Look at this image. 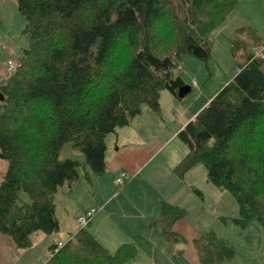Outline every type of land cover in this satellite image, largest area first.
Segmentation results:
<instances>
[{
	"label": "trees",
	"instance_id": "1",
	"mask_svg": "<svg viewBox=\"0 0 264 264\" xmlns=\"http://www.w3.org/2000/svg\"><path fill=\"white\" fill-rule=\"evenodd\" d=\"M238 1L18 0L27 46L16 72L0 80V153L8 163L0 182V232L15 247L31 248L37 231L61 229L56 194L77 183L86 166L105 173L108 135L144 105L160 112L163 90L180 98L187 85L175 73L180 58L209 60L212 35ZM237 34L245 36L243 44ZM231 40L233 55L248 53L246 62L178 132L188 152L174 172L184 179L204 164L209 181L236 198L234 221L264 227V60L253 58L264 36L245 22ZM68 142L84 162L63 157ZM187 215L186 208L162 201L155 225L176 242L184 237L173 227ZM62 243L48 248L44 264H126L138 252L134 243L110 251L88 226ZM193 245L201 264H220L236 253L213 230Z\"/></svg>",
	"mask_w": 264,
	"mask_h": 264
},
{
	"label": "rangeland",
	"instance_id": "2",
	"mask_svg": "<svg viewBox=\"0 0 264 264\" xmlns=\"http://www.w3.org/2000/svg\"><path fill=\"white\" fill-rule=\"evenodd\" d=\"M0 19L3 20L0 24V33L6 31L7 28L11 29L10 35L5 33H1L0 35V45H2L0 53L4 48L8 49L13 42L16 45V54L13 57H21L23 49L27 46L23 15L11 1L0 0ZM224 24L225 22L218 30ZM229 28L231 26L227 23L223 29H220L216 34H214L215 32L213 33L211 39L213 41V52L209 60H200L188 54L180 58V68L178 67L175 73L176 75H180L188 86L192 87V92L184 98H177L168 90L162 91L160 100L162 113L156 115L154 122L151 120L147 121L152 123L155 128V132L153 133L154 140L158 141V143L167 142V148L162 155L145 165L141 176L138 178L141 184L144 182L143 180H147L157 190L160 182L169 177L170 173L168 169L170 163L175 161L178 153L186 155L188 151L186 145L178 137V132L206 106L205 104L200 108L205 101V92L210 95L230 75L232 69L237 72L240 69L239 66L246 62L248 53L245 55V53H241L242 51L237 50L238 55L235 57L232 55V40L230 41L228 36H234L235 26L228 30ZM244 37V35L237 34L236 38H234L239 44H243ZM240 49L243 48L240 47ZM143 109L151 110L147 105H144ZM139 128L140 126L137 125L133 129H125L121 135L120 143L122 145L119 147L115 144L116 135L114 133L107 136V167L101 177L102 179L95 183L97 186L96 195L93 196L92 194L95 184H89L86 187L87 185L85 184L87 183H83L78 188L76 196L83 194L88 199L89 205L96 206L95 202L97 200L99 201L102 196L107 195L114 189L112 183H115L116 189L120 188L116 184V177L123 171H126L127 176L129 175L128 172L132 173L131 167L135 162L133 159L135 148L132 147L131 142L127 143V140L136 137V131ZM64 147L68 148L69 152L67 153L74 157V154H77L75 152L79 150L74 147L72 142L66 143ZM120 152L127 155L125 163L124 161L119 162L117 159V154ZM81 155L83 158L85 157L83 153ZM84 175L85 169L83 168L81 169V178H84ZM182 182L188 188L181 191L183 195L181 203L189 210L188 218L194 221L197 227L203 231L205 228H207L205 231L213 230L220 237L227 239L235 246L238 254L233 259L230 258V262L232 264H264V227L256 222L249 224L247 227H241L234 221L235 218L240 216L236 198L232 193L221 190L209 181L207 167L202 163L195 165L187 172L185 180ZM136 183L138 184V182ZM194 188H198L199 192L204 194V199L201 198ZM22 195L26 197L24 192H22ZM115 201L119 203L120 198ZM73 233V229H64L62 224L61 229L53 235L37 231L32 235L33 246L28 249L16 248L11 238L7 234L2 233L5 239H0V264H44L49 257L48 248L55 243V240L63 235L67 241ZM36 234L38 235L37 237ZM49 238L53 243L50 246L43 245L45 244V240H49ZM220 264H227V261H223Z\"/></svg>",
	"mask_w": 264,
	"mask_h": 264
},
{
	"label": "crops",
	"instance_id": "3",
	"mask_svg": "<svg viewBox=\"0 0 264 264\" xmlns=\"http://www.w3.org/2000/svg\"><path fill=\"white\" fill-rule=\"evenodd\" d=\"M9 1L18 7V0ZM2 22L3 20L0 19V24ZM245 22L251 24L264 36V0H239L235 11L230 14L227 21L220 29H223L228 23L231 26L228 30L235 26L234 32H236V29ZM219 30L217 29L214 34ZM1 33L10 35L11 29L7 28L6 31H2ZM232 37V35L228 36L230 41ZM1 46L2 45H0V47ZM261 46L255 48L253 52ZM5 49L6 48L1 50L0 53V80L7 79V62L16 54V45L12 42L8 49ZM2 56L3 58H1ZM262 69L264 71V62ZM235 74L236 72L232 69L230 75L221 83V85H219V87H216L210 95L206 94L205 89V101L200 108L205 104L207 105L220 89L233 79ZM191 92L192 91H190V93ZM151 110L143 109V112L136 116L128 125L119 127L117 132L114 133L116 135L115 144L119 147L122 145V143H120L122 132L125 131V129H133L137 125L140 126L136 131L137 136L127 140V143L131 142L132 147L135 148L133 153V159L135 162L131 167L133 170L132 173L128 172L129 175L125 184L119 185L116 179L120 175H116L117 177L115 176V181L120 188L116 189L115 183H112L114 188L112 191L107 195L102 196L99 201L97 200L95 202L96 206L89 205L88 199L84 197L83 194L76 196L78 188L83 185V183H87L85 184L87 185L86 187H88L89 184L94 185L102 179V175L93 174L91 168H87L86 166L84 178H81L80 176L77 183L73 184L71 187L64 186L57 192V215L64 229H73L75 233L80 229L76 221L77 217L88 209H97V215L88 225V229L106 248L113 252L124 243H134L137 246L138 252L136 256L126 264H201L197 251L193 245V240L207 232L205 231L207 228L203 231L197 227L194 221L188 218L189 210L187 207H184L183 203H181V200H183L181 191L188 189L182 182L185 180V177L184 179H180L174 172L175 167L186 155L184 154V156L180 153L177 154L175 161L170 163L168 169V172L170 173L169 177L160 182L157 190L156 188H153L147 180H143L144 182L142 184L138 180L145 165L151 163L157 157L162 155L167 148V142L158 143V141L154 140L153 133L155 132V128L152 123L147 121L151 120L154 122L156 115L162 113V110L160 112H153V110ZM67 152H69L68 148L63 147V157L77 158L84 162L85 157L83 158L81 155L82 152L79 150L75 152L77 153L74 154L75 157L69 155ZM126 157L127 155L121 152L117 154L119 162L124 161L125 163ZM7 168V161L0 156V182L3 175L6 173ZM87 173L91 176V180L87 178ZM136 182H138V184ZM96 193L97 186L95 184L92 191L93 196H95ZM199 195L204 199L203 193L200 192ZM119 198L120 202L118 203L115 200ZM162 201H167L188 210V215L177 221L173 227V230L178 235L184 237L179 241H170L164 235L161 226L155 225V222L161 215ZM3 235L4 234L2 233L0 234L1 240L5 239V236ZM37 236L38 235L36 234V237ZM63 240H65L64 236L61 235L59 239L55 240V243L62 242ZM52 243L53 242H51L49 238V240H45V244L43 245L50 246ZM237 254L238 250L236 249V253L233 257ZM225 261H227V264H232L230 258L224 260V262Z\"/></svg>",
	"mask_w": 264,
	"mask_h": 264
},
{
	"label": "built area",
	"instance_id": "4",
	"mask_svg": "<svg viewBox=\"0 0 264 264\" xmlns=\"http://www.w3.org/2000/svg\"><path fill=\"white\" fill-rule=\"evenodd\" d=\"M253 58H258V59L264 60V45H262L259 49L255 50V52L253 54ZM19 65H20V57L11 58L7 64V76H6V78L11 76L13 73H15L16 70L18 69ZM127 177H128L127 174L125 172H123L116 179V181L119 185H124L126 180H127ZM96 215H97V209H88V210L84 211L83 213H81L77 217L76 221H77L80 228H84V227H87L92 222V220L95 218ZM59 245L62 246L63 243L59 242Z\"/></svg>",
	"mask_w": 264,
	"mask_h": 264
},
{
	"label": "water",
	"instance_id": "5",
	"mask_svg": "<svg viewBox=\"0 0 264 264\" xmlns=\"http://www.w3.org/2000/svg\"><path fill=\"white\" fill-rule=\"evenodd\" d=\"M190 90L191 88L189 86L187 85L182 86L179 89V97L180 98L186 97L190 93ZM3 100H4V95L0 92V101H3ZM0 156L4 158V155L2 153H0Z\"/></svg>",
	"mask_w": 264,
	"mask_h": 264
}]
</instances>
